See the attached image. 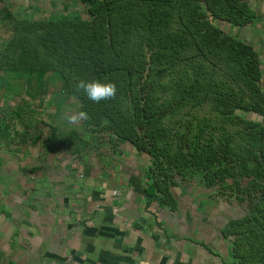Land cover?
<instances>
[{
    "label": "trees",
    "instance_id": "trees-1",
    "mask_svg": "<svg viewBox=\"0 0 264 264\" xmlns=\"http://www.w3.org/2000/svg\"><path fill=\"white\" fill-rule=\"evenodd\" d=\"M61 3L64 9L46 18L7 17L5 95L22 98L24 82L35 90L51 75L89 118L67 132L48 124L50 137L76 154L102 141L113 153L126 146L145 157V208L157 203L175 212L172 189L196 178L231 191L246 214L230 219L223 235L237 234V260L264 264V123L244 116H264V64L250 42L213 23L250 27L255 10L247 0ZM72 4L84 12H70ZM79 80L114 82L116 97L93 102L77 89ZM19 107L0 116L8 149L42 140Z\"/></svg>",
    "mask_w": 264,
    "mask_h": 264
},
{
    "label": "rangeland",
    "instance_id": "rangeland-1",
    "mask_svg": "<svg viewBox=\"0 0 264 264\" xmlns=\"http://www.w3.org/2000/svg\"><path fill=\"white\" fill-rule=\"evenodd\" d=\"M62 1L0 0V53L12 32L7 22L9 15L46 18L64 9ZM247 2L257 15L250 27L240 28L218 20H213V23L228 35L248 41L260 50L262 45L264 47V0ZM68 10L83 13L85 9L82 5L72 4ZM50 76L43 77L35 90L24 82L22 98L16 99L5 95L4 81L0 78V116L4 112H12L16 106L22 107L17 109H25L23 116L36 126L42 139L41 143L28 142L18 148L12 145L13 149H8L0 139V264H27L37 258L40 253L34 254L30 248L33 242L38 244L40 237L34 238V233L29 230H39L42 226L64 227L70 210L86 211L90 208L89 201L80 200L90 196V189L97 182H107V187L114 190L113 195L133 194L127 182L145 184L147 159L126 146L113 153L100 141L87 149L81 147L79 154L72 152L73 147L66 150L58 147L57 137H50L51 127L48 124L56 125L64 132L69 131L74 125L67 122L65 114L77 112L78 107ZM54 105H60L57 113H54ZM12 115H9L10 123L14 122L15 116ZM248 115L244 114L245 117ZM197 182L199 179L196 178L190 185L172 189L177 212L184 216L190 213L194 217L199 216L202 226L208 228L218 226V213L227 212V216H233L235 203L231 191L216 188L217 185L206 188ZM78 185L83 186L80 194L76 192ZM241 207L246 212L245 207Z\"/></svg>",
    "mask_w": 264,
    "mask_h": 264
},
{
    "label": "crops",
    "instance_id": "crops-1",
    "mask_svg": "<svg viewBox=\"0 0 264 264\" xmlns=\"http://www.w3.org/2000/svg\"><path fill=\"white\" fill-rule=\"evenodd\" d=\"M260 59L264 64V52ZM248 114L247 118L264 122V116ZM106 183L97 182L91 187L90 196L80 200L89 201L90 208L70 210L64 227L29 230L34 238L40 237L38 244L33 242L30 248L40 255L27 264H254L252 259H244L245 247H241L244 260L234 257L232 241L236 233L223 235L230 219L246 214L236 200L233 216L218 213V226L208 228L191 213L184 216L169 212L157 203L145 208V182L144 186L127 182L134 192L125 195L111 194L114 190ZM78 186L76 192L80 194L83 186Z\"/></svg>",
    "mask_w": 264,
    "mask_h": 264
},
{
    "label": "clouds",
    "instance_id": "clouds-1",
    "mask_svg": "<svg viewBox=\"0 0 264 264\" xmlns=\"http://www.w3.org/2000/svg\"><path fill=\"white\" fill-rule=\"evenodd\" d=\"M77 89L83 90L87 98L93 102L110 100L116 97L117 85L114 82H101L100 80H79ZM70 125L79 126L81 121L87 120L88 114L84 111L65 114L64 117Z\"/></svg>",
    "mask_w": 264,
    "mask_h": 264
},
{
    "label": "built area",
    "instance_id": "built-area-1",
    "mask_svg": "<svg viewBox=\"0 0 264 264\" xmlns=\"http://www.w3.org/2000/svg\"><path fill=\"white\" fill-rule=\"evenodd\" d=\"M263 106H264V103H263Z\"/></svg>",
    "mask_w": 264,
    "mask_h": 264
}]
</instances>
